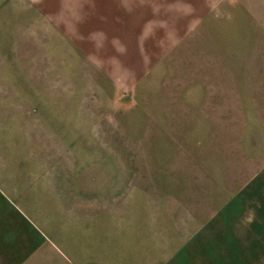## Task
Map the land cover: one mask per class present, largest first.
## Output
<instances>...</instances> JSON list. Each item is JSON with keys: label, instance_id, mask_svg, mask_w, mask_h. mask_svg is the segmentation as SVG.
Segmentation results:
<instances>
[{"label": "rangeland", "instance_id": "1", "mask_svg": "<svg viewBox=\"0 0 264 264\" xmlns=\"http://www.w3.org/2000/svg\"><path fill=\"white\" fill-rule=\"evenodd\" d=\"M81 2L0 0V208L64 238L149 232L170 259L200 234L244 243L264 208V0L172 33L183 7L121 0L120 35L101 15L88 34Z\"/></svg>", "mask_w": 264, "mask_h": 264}, {"label": "crops", "instance_id": "2", "mask_svg": "<svg viewBox=\"0 0 264 264\" xmlns=\"http://www.w3.org/2000/svg\"><path fill=\"white\" fill-rule=\"evenodd\" d=\"M89 1L81 2L83 13L95 18L101 15L109 20L112 25L107 30L114 35H120L121 32L114 27V23H122L126 19L130 21L131 16H134L133 6L136 5L133 2L121 4V0ZM162 1H171L172 6L184 8L180 13L177 10L176 13L168 14L171 17L180 15L182 20L171 28V33L183 30L185 23L196 21L198 16L216 5V0ZM97 19L92 22L95 24L86 26L88 34L96 26V29H103L104 21ZM167 21L170 22V19ZM14 211L13 208H0V214H10L15 219L14 222H0V264H264L262 206L258 207L257 215L261 217L257 222L247 227L244 225V239L241 240L244 243L234 246L233 240L200 237V234L189 240L171 259L170 254L175 251L171 247L174 245L151 238L149 232L148 238L142 237L143 232L138 230L135 238L89 239L64 238L57 234L56 229L49 228V236L41 229H29L28 224Z\"/></svg>", "mask_w": 264, "mask_h": 264}]
</instances>
